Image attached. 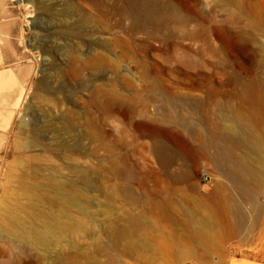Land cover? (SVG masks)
I'll return each instance as SVG.
<instances>
[{"label":"rangeland","instance_id":"1","mask_svg":"<svg viewBox=\"0 0 264 264\" xmlns=\"http://www.w3.org/2000/svg\"><path fill=\"white\" fill-rule=\"evenodd\" d=\"M73 56L87 63L76 71ZM95 85L133 95L130 132L122 130L120 113H102L111 133L101 139L111 145L98 148L89 125ZM247 86L257 94L254 102L239 97ZM236 109L252 114L264 133V0H0V211L6 203L35 212L21 182L29 194L34 183L40 193L60 184L86 210L70 212L80 223L70 246L30 249L0 236V264H264V189L250 199L239 193L207 145L208 130L226 124ZM147 130L189 143L202 157L195 169L171 157L165 135L157 143ZM228 149L257 165L239 144ZM179 165L187 182L172 180ZM127 178L133 200L125 195ZM173 187L182 191L167 194ZM211 192L229 193L246 209L238 232L208 229L203 244L182 241L185 229L157 226L162 212L155 203L205 219ZM47 205L39 207L50 212ZM174 212L179 219L187 214ZM128 218L137 227L136 249H126L123 239L111 246L112 225Z\"/></svg>","mask_w":264,"mask_h":264},{"label":"bare ground","instance_id":"2","mask_svg":"<svg viewBox=\"0 0 264 264\" xmlns=\"http://www.w3.org/2000/svg\"><path fill=\"white\" fill-rule=\"evenodd\" d=\"M125 8L126 6H122L121 11H125ZM123 47L124 55L129 59L132 51V40L129 36L124 39ZM92 59L93 58H90L88 61ZM71 63L74 69L78 66V70L79 67L84 66L87 61L81 59L78 56H73L71 58ZM125 84L127 87H129L131 85L130 80H127ZM256 95L257 94L255 91L251 87L247 86L240 92L239 97H241L240 99L243 101L246 100L251 102L253 99H256ZM90 99V103L93 104L95 109V111L91 113V116L89 117V125L91 127L90 131L92 135L97 138L95 141L96 143H93L94 147H104L110 144L109 142L103 141L101 139L103 136L111 133L110 128H108L106 125L105 126L107 128L104 127V124H106V116L104 117L102 113L105 115H108L111 112L120 113L124 117L125 121L122 130H125V132H130L129 129L131 127L133 118V95H131V93H119L112 85H95ZM242 113L243 112L240 111V109H236L231 114L232 116L226 124L223 126L216 125L214 130H208L209 139L207 141V145L213 147L214 152L212 159L215 164L221 167V170L226 178L238 189L239 193H241L247 199H250L248 196L252 194L254 189L255 191L264 189V133L260 129L259 131L256 129L252 114L245 117ZM143 134L150 136L156 142V138L158 136L165 135L167 137V143L171 148H173V154L171 157H174L175 160L181 162L182 165L187 163L190 171L195 169L198 159L202 158L201 156L196 157L193 154V148L189 143L183 141L170 132L164 130H147L143 131ZM231 142L239 144L248 152H250V154L252 153L255 156L254 161L257 165L250 164L245 160L234 157L228 149V145ZM178 170L179 173L172 175V180L176 183L187 182V170L183 167L179 168ZM82 179H87L85 174L82 175ZM49 186L50 187L47 188V191L40 193L39 184L34 183L31 187V189H33L32 191L34 192L32 193L31 191L32 194H29L30 187L24 182H21V188L23 189L24 194H26L28 197L31 195V198H34L35 200V204L33 203L32 205L34 206L35 212H31L30 214L17 212L15 207L8 206L5 203L2 207V210L0 211L1 237L6 238L18 246H23L30 249L40 245L45 247H52L51 245L58 246V243L60 242H65L68 245L73 244V241L71 240V237L73 236V227H80V223L75 222L70 212L72 210L76 212H85V207L79 203L75 194L63 192L61 190L62 187L60 188V184L58 185L51 183ZM123 186L127 198L133 200L134 197L132 192V184L129 178L126 179ZM220 188L221 186L217 187V189ZM181 191L182 188L173 187L166 190V193L172 195ZM204 200L207 201L206 203L210 205V208H212L208 213V217L205 219H196L195 213L193 211L191 212L184 208H167L164 202L160 201L159 203H155L153 205L156 212H162L159 215L160 222H155L158 223L157 226L161 229V231L166 230L168 226L173 230L185 229L187 230V233L183 238H180L182 241H196L203 244H206L210 241L207 234L204 235L208 229L228 228V231L231 234L232 231L238 232L239 229L244 225L245 219L243 212H245L246 209L243 210L244 208H242L240 202L232 199L229 193H226L222 196H217L216 192H211L210 195L206 196ZM44 204H48L47 206L51 207L50 212H44V210L41 209L42 207H39L43 206ZM172 212L176 214L177 212H184L187 214H183V217L185 215L184 219H179V216L177 217ZM193 213L195 217L193 216ZM179 214L180 213H178V215ZM228 217H232L233 221L231 223L228 221ZM257 217V215L254 217V222L257 221ZM122 225L121 227L112 225V231L110 234L111 246L116 245L118 240L120 242V239H123L126 242V249H136V242L133 241V236L135 235H133V232H135L134 230L137 229L136 225H134L133 228L130 219ZM194 230L198 231L199 234H193ZM180 239L172 238L171 241L177 242ZM100 247L101 249H104L102 246ZM25 264L31 263L27 262Z\"/></svg>","mask_w":264,"mask_h":264},{"label":"built area","instance_id":"3","mask_svg":"<svg viewBox=\"0 0 264 264\" xmlns=\"http://www.w3.org/2000/svg\"><path fill=\"white\" fill-rule=\"evenodd\" d=\"M203 178L206 179L207 178V174L203 173Z\"/></svg>","mask_w":264,"mask_h":264}]
</instances>
